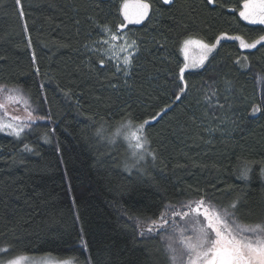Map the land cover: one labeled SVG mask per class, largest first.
Returning a JSON list of instances; mask_svg holds the SVG:
<instances>
[{"label": "trees", "instance_id": "trees-1", "mask_svg": "<svg viewBox=\"0 0 264 264\" xmlns=\"http://www.w3.org/2000/svg\"><path fill=\"white\" fill-rule=\"evenodd\" d=\"M128 1L22 0L21 19L15 0H0V86L45 117L19 124V138L0 131V247L7 258L170 264L165 233H140L170 212L166 206L202 196L220 204L239 198L242 225L264 220V116L255 111L259 95L249 72L264 74V44L245 50L239 41L223 42L202 69L186 71L187 95H172L183 40L215 43L227 33L251 43L264 27L239 18L243 0H149L150 18L125 29L139 51L124 76L98 44L107 37L101 27L117 30ZM214 67V92L225 105L215 114L200 90ZM129 117L134 126L149 120L147 147L156 158L126 170L131 149L116 132Z\"/></svg>", "mask_w": 264, "mask_h": 264}, {"label": "snow or ice", "instance_id": "snow-or-ice-1", "mask_svg": "<svg viewBox=\"0 0 264 264\" xmlns=\"http://www.w3.org/2000/svg\"><path fill=\"white\" fill-rule=\"evenodd\" d=\"M216 0H206L208 5L215 4ZM165 5H170L173 0H162ZM15 4L19 9V16L21 19L25 18V12L23 11L22 0H15ZM129 4L123 3L121 6L120 14L123 17L121 22L117 25V30L113 31L110 26H103L100 28L102 35L107 36L108 39L99 41V43L116 45L113 42L125 40L126 46H121L120 51L127 53L123 58V69L119 66L116 67V72L123 71L124 76L129 75V71L132 67L133 60L135 59V53L128 52V49L134 48L136 52L139 51V42L132 40L131 44H127V38L125 34H122L128 25H139L146 19L150 18L151 3L149 0H136V4L133 6L134 10L129 11ZM239 18L252 25H264V0H243L242 10L239 11ZM25 33L28 32L27 25H24ZM264 31V29H261ZM222 40L239 41L240 47L245 49H254L257 45L264 43V35H261L259 39L254 40L251 43H246L240 35H228L227 33H221L216 37L215 43H208L201 39L187 38L182 41L180 45V52L183 53L184 63L179 67L178 77L174 76L172 95L175 96L176 101H180L183 96L187 95V84L185 73L189 67L199 68L206 60H208L209 54L213 52L217 44ZM29 47H31V41L29 40ZM195 47L201 50L199 60L193 61L189 64V48ZM108 49L106 51H110ZM36 57L33 53V63L35 64ZM103 67L105 62L102 59L100 61ZM38 72L39 70L36 69ZM226 85H230V82L226 81ZM181 85H184L183 87ZM115 87V85H113ZM0 90H3L0 86ZM227 90V88H226ZM15 91V90H10ZM216 93L213 92V95ZM9 99H14L9 97ZM207 95L205 100H207ZM3 105L0 104V108ZM172 107L171 104L167 105L161 112L157 113L152 119H156L165 113ZM213 110L218 107L224 109L225 105L217 103L213 105ZM255 111H261L260 107H256ZM30 120L44 119L42 116H33L31 112L28 113ZM17 119V118H13ZM132 117H129L128 129L130 131L122 133L118 130L116 135H122L123 140L127 142V146L131 149V159L134 161L132 164H125L126 170H131L133 167H138L142 161H145L148 156H151L154 160L155 154L149 151L147 147L149 145L148 137L145 135L146 127L149 124V120H144L138 125H132ZM124 127L123 125L121 126ZM5 129L9 130V134L19 138L24 132V127L13 123H0V131ZM214 131L216 129H213ZM97 135H102L101 130L97 131ZM109 143H116L115 137H109ZM25 150H30L27 145L24 146ZM264 173V170H262ZM243 179H247V170L242 174ZM243 202L237 198L229 204H220L209 200L208 197L202 196L200 199L191 201L187 204H182L180 210L174 207L166 206V209L171 211L169 217L166 213L160 217V222L156 219L151 221L147 231H141V237L151 235H161L162 241L166 242V252L169 254L170 264H184V257H188V264H264V220L256 223L242 225L240 223L243 220L244 214L242 208ZM187 208V211L184 209ZM176 217L183 224H179L176 221ZM190 232L191 235H185ZM6 251V249H5ZM8 264H20L19 260H10ZM63 264H68L67 261Z\"/></svg>", "mask_w": 264, "mask_h": 264}, {"label": "rangeland", "instance_id": "rangeland-1", "mask_svg": "<svg viewBox=\"0 0 264 264\" xmlns=\"http://www.w3.org/2000/svg\"><path fill=\"white\" fill-rule=\"evenodd\" d=\"M126 3H128L130 6L129 11L130 12L133 11L134 10L133 6L136 4V1L133 0V1H128ZM243 22L248 24L246 21H243ZM134 25H136V24H132V25H128V26H134ZM249 25H252V24H249ZM256 25H259V24H256ZM256 25H253V26H256ZM260 26L264 27V25H260ZM122 34L126 35L127 44H131V40L129 39L128 33H126V31L124 30V32ZM105 39H108V37H105ZM105 39H103V40H105ZM228 41H233V40H222V41H220V43L217 44V46L213 50V52L211 54H209L208 60L215 53V51L219 47V45L223 44V42H228ZM113 44L116 45V47L113 48V45L99 43L98 44L99 51L101 53V56H103L109 63H111L115 67L119 66L121 69H123V67H124L123 58H124V55H126L127 53L121 52L120 47L126 46L125 40L113 42ZM262 44H264V43H262ZM108 49H111V50L106 51ZM242 49H245V48H242ZM135 50L136 49H134V48H130V49H128V52L135 53ZM245 50H249V49H245ZM181 54H182V61L184 63L183 53H181ZM200 55H201L200 49H197L194 46L190 47L189 48V64L191 65V63L193 61L199 60ZM205 64L206 63H204L199 68L189 67V69H187L186 71H191L194 69H202L205 66ZM216 69H217V67H214V68L208 69L206 71V73L204 75L205 77H204V81H203V87L200 88L201 95L203 96V98L205 99L206 95L208 97V99L205 100L206 104H208V105H214L215 103L217 104V102L223 104V96H218L216 94L213 95V92H214V89L216 86L215 82L217 80V75L215 72ZM121 72H123V71H121ZM249 72L252 74L254 83H256L257 94L259 95V105L261 108L260 113H262V115L264 116V74L259 72V71L257 72L255 69H253V67L249 68ZM181 86L183 87L184 85H181ZM9 97H13L14 99H9ZM0 104L3 105V107L0 108V112L8 120V122L5 121L4 124L13 123V124H18V125L19 124L28 125V123L36 122V120L33 121V120H30L28 118L29 111L25 109L24 104L14 94H12L8 91H5V90H0ZM224 109H225V107H224ZM220 110L221 109H219L218 107L215 109V111L213 110V108H211L210 112L215 114V113H218ZM14 117L17 119H13ZM0 123H2V122H0ZM127 125H125L123 128L120 127L119 129H117V132H118V130L122 133H126V132L130 131V129H128ZM3 132L9 133V130L5 129V130H3ZM117 136L123 138L122 135H117ZM125 143L127 144L126 141H125ZM177 210H180V208H177ZM187 210H188L187 208L184 209V211H187ZM167 215L170 217L171 211L168 212ZM175 219H176L177 223H179L181 225L183 224V222L179 220V217H176ZM147 229L148 228H146L145 231H147ZM185 235L186 236L191 235V233L188 232V233H185ZM6 252H7V250L5 251L4 248L0 247V264H8V262L10 260H14V259L19 260L20 264H63V262H65V261H59L57 259L55 260V259L48 257V256L34 257V258L23 256V257H11V259H10V258L5 257ZM67 262H68V264H74L70 260H67ZM184 264H188V257L187 256L184 257Z\"/></svg>", "mask_w": 264, "mask_h": 264}]
</instances>
